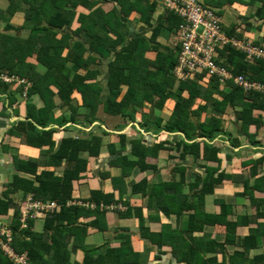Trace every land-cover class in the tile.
<instances>
[{"label":"crops","instance_id":"crops-1","mask_svg":"<svg viewBox=\"0 0 264 264\" xmlns=\"http://www.w3.org/2000/svg\"><path fill=\"white\" fill-rule=\"evenodd\" d=\"M36 1L37 4L41 2L21 0V5L15 9L11 0H0L1 41L10 42V46L14 43L28 45L31 30L38 26L34 17L29 18L31 4ZM89 1L101 7L107 16L120 14L116 0ZM200 1L217 12L222 20V31L227 37L264 47V0ZM111 5L112 10L109 9ZM87 11L81 7L77 8L75 21L80 14L87 15ZM158 14L155 12L151 17L155 18ZM128 20L127 25L134 34L141 35L144 39L151 37L150 31L139 22V16L135 12H132ZM72 29H80V23L74 22ZM164 36L157 38L159 52L163 54ZM74 37L72 42L76 43V49L80 48V43L86 44L82 37ZM175 41L177 42L176 37H172L170 40L168 38L167 43ZM223 50L225 49L217 52V63L221 65L228 61V56ZM102 52L106 59L110 57V53L104 50ZM89 56L86 54L83 57L89 59ZM143 57L145 61L154 64L157 53L150 50ZM177 57L178 55L175 56L176 62ZM243 59L245 62V54ZM35 60L36 57L29 59L28 63H35ZM98 63L99 61L89 63L85 73L90 72L91 81L101 84L107 80L108 73L106 66L99 68ZM168 63L169 60H166L165 65ZM41 65H38V69ZM45 67L44 70H39L43 74L48 70ZM152 68L150 66V69ZM154 77L156 76L153 75L152 78L158 82L161 80V76ZM208 77L213 79L208 83L198 79L197 84L206 90H201L199 94L211 92L214 93L211 99L222 101L220 92L224 90L225 93H230L232 87L226 86L232 81L221 84L218 79ZM214 80L220 84L217 87L218 92L215 91ZM180 84L174 77L171 91L176 95L188 97L189 91H181ZM0 97L7 101L6 95L0 94ZM79 97L78 93L74 95L72 105L76 110L71 112L68 106L61 107L60 98L55 96L54 108L50 112V125L46 130H59L54 135L57 146L63 138L69 136L90 139L95 135L102 138V149L98 157H90L87 152L81 153L80 157L88 161L87 171L73 182V196L70 201L90 211L104 213L100 228L95 226L88 230L85 239V248L88 251L96 250L100 254L108 249L119 248L116 255L111 256L113 259L117 255L120 256L125 247L129 262L133 264H264V165L259 168L251 164L264 158V112H256V119L261 116L260 128L252 124L243 130L241 122L235 117L236 110L240 111L242 105L238 104L235 109L227 106L225 116L222 117L224 133H218L212 141L206 137L190 140L185 134H169L159 128L171 115L173 99L164 101L162 107H154L151 104L143 105L145 107H130V117L110 115L105 111L104 105H100L96 114L98 121L89 127L83 122L84 113L89 112L91 108H81ZM202 99V104H206L205 98ZM210 104L211 102L208 103ZM18 111L21 116H17ZM76 112V122L63 125L64 117ZM216 112L212 106L199 114L195 120L196 126L201 122L208 123L210 116ZM9 113L12 115L11 119L8 116H0V200L10 202L8 212L0 213V225L6 226L12 224L16 213L21 216L30 198L35 197L31 193L23 194L9 188L16 176L33 180L31 175L19 172L17 164L22 162L23 165L31 167L30 162L36 163L38 167L33 171H36L38 176L45 170L53 171L55 165L49 164V158L56 150L52 152L48 147L40 149L29 146L26 136L19 137L9 133L13 123L27 120V104L24 100L9 109ZM2 114L8 115L6 112ZM216 115L221 116L219 112ZM17 117L20 119L17 120ZM22 118L25 120H21ZM38 128L42 129L40 126ZM82 130L87 134L81 132ZM121 134L129 139L140 140L149 147L160 142L170 143L168 148L164 145L155 158L147 159V164L155 165V170L141 172L135 168L127 169V165L121 168L120 160L111 165L113 148L120 150L115 157L129 153L127 145L125 151L120 149L118 136ZM175 136H180L189 144L204 140L215 148H221V162L218 164L215 159L210 158L202 160L201 157H194L189 153H185L181 158L183 147L179 151L174 146L180 141ZM201 151V154H205L204 146ZM211 157H215V154H211ZM62 169L63 167L57 169L58 175L62 173ZM210 176L214 179L221 178V181L210 183ZM94 192L112 196L111 203L102 202L98 206L93 200ZM34 201L47 203L50 200ZM45 217L47 215H38L33 221L34 232H44ZM96 217L91 214L82 222H94ZM86 252L74 247L72 262H83ZM94 252L91 256L97 255Z\"/></svg>","mask_w":264,"mask_h":264},{"label":"trees","instance_id":"trees-1","mask_svg":"<svg viewBox=\"0 0 264 264\" xmlns=\"http://www.w3.org/2000/svg\"><path fill=\"white\" fill-rule=\"evenodd\" d=\"M11 1L15 4L13 6L15 9L21 5V0ZM100 1L105 2V0ZM116 1L120 8V14L113 15V17L104 14L101 7L96 6L97 4L93 5L89 0H41L39 4L36 1L31 4L29 18L34 17L38 26L31 30L32 35L28 45L14 43L10 46L9 40V43L0 40V75L16 76L20 80L26 81V83L19 84L18 82L7 83L0 79V94L6 95L7 99L6 101L3 100L4 97H0L2 109L9 111L16 104L21 103L20 97H26L27 120L13 123L9 133L19 137L26 136L29 146L40 149L48 147L52 152L56 149L49 158V164L55 165L53 171L45 170L38 176L37 172L33 171L38 167L36 163L30 162L31 167H29L21 162L17 164L18 171L31 175L33 180L16 176L9 187L12 188V191L35 195L34 199L32 198L33 201L49 199L59 204L56 213L53 215L44 214L47 217H45L43 233L32 230L33 221L37 218L29 220V226L22 228L21 216L18 213L15 214L12 224L7 227L12 232V242L10 243L12 249L19 255L26 254L30 264H133L129 262L125 247L122 254L113 257V259L111 256H115L119 248L108 249L100 254L96 250L88 251L85 248V239L89 228L95 226L100 228V221L104 217V213L90 211L85 207L74 205V201H70L73 196V182L87 171L88 161L80 157L81 153L87 152L90 157H98L102 149V138L95 135L90 139L69 136L63 138L57 146L54 135L59 130L56 128L46 130L50 125V112L54 108L55 96L60 98L61 107L68 106L73 112L76 109L72 102L74 95L78 93L81 108L85 106L91 108L89 112L84 113L85 120L83 122L89 127L98 121L96 115L98 105H104L105 111L110 115L130 117L132 115L128 112L130 107H145L143 105L148 104L162 107L167 99H173L174 106L169 119L163 121L164 123L159 128L169 134H185L186 138L190 140L206 137L212 141L218 133L225 132L222 127L224 120L222 117L225 116L226 107L230 106L235 109L238 104L242 106L240 111L236 110L235 117L241 122L243 130L252 124H256L257 128L261 126V116L258 117L259 120L256 119V112H264V94L247 93L241 87L235 86L233 82H229L226 87H232V91L230 93H225L224 90L220 92L222 101L211 99L214 93L199 94L201 90L204 92L206 90L197 84L198 79L199 81L205 80L206 83L213 80L208 77L210 75L207 72L196 74L186 80L187 82L179 81L181 82L180 90L187 89L189 91L188 97L174 94L170 88L173 86L175 77L173 69L177 65L175 56L179 55L180 51L178 30L181 20L172 13L161 10L156 2ZM79 7L88 10V13L78 16L77 21L80 23V29L74 31L72 26L76 20V10ZM132 12L139 16V22H142L150 31L149 39H144L143 36L130 31L127 22ZM155 12L159 14L152 18L151 14ZM77 35L82 37L86 43H80L79 49H76V43L72 42L75 39L74 36ZM163 36L162 49L165 54L159 52L157 45V38ZM172 37H176L177 42L168 44V38L170 40ZM226 48L229 47L223 48L225 49L223 51L224 54H227L228 61L223 64L224 66L219 63L222 67L227 68L234 75L242 74L251 81L264 83V62L246 60L245 63L244 54L241 51ZM102 50L110 53L108 59L104 57ZM150 50L157 53V60L153 62L154 64L145 61L143 57ZM86 54L90 55L89 59H84L83 56ZM35 57V63L29 64L28 60ZM166 60H169L167 65H165ZM97 61H99L98 67L106 66L108 73L107 80L101 84L91 81L90 72L85 73L89 63ZM42 63L48 68L44 74L38 69V65ZM253 63L258 64L252 65ZM150 66L153 68L150 69ZM153 75L156 76L154 78L161 76V80L156 81L152 78ZM214 81L215 91L218 92L217 87L220 84L218 81ZM195 82L196 85H194ZM29 84L31 86L28 88ZM202 98H205L206 104H202ZM209 101L210 105H208ZM212 106L213 110L215 109L221 116L216 115V112L210 116L211 119L208 123L201 122L197 127L196 117ZM7 113L8 115L0 114V116L4 118L8 116L11 119V113ZM76 115L77 112L69 117L65 116L63 125L74 124ZM17 116H21L19 111ZM157 124H159L158 121ZM38 126L42 129H39ZM81 132L87 134L83 130ZM118 137L120 149L125 151L127 145L129 153L115 157L117 153H120V150L111 146L113 148L111 155L114 156L111 165L115 164L116 160H120L121 168H125L122 166L127 165V169L135 168L141 172L155 170V165L147 164V159L155 158L156 153L165 146L168 148L170 143L168 141L160 142L149 147L140 140L127 138L124 134ZM175 137L180 139L174 145L177 150L181 151L180 149L183 147L181 158L185 153H189L194 157H201L202 160L210 158L215 159L214 161L218 164L221 162L219 158L221 148H215L204 140L189 144L183 141L180 136ZM203 146L205 154H201ZM211 154H215V157L212 158ZM251 164L253 167L260 168L264 165V158ZM60 167H63V171L58 175L57 169ZM209 178L210 183L221 181V178L214 179L212 176ZM94 196L93 200L98 203V206L102 202L111 203L113 198L96 192H94ZM9 203L7 200H0V213L8 212ZM91 214L97 216V220L83 223L84 218ZM74 247L77 250L87 251L83 262H72ZM92 252L97 255L91 256ZM0 264H16L1 247Z\"/></svg>","mask_w":264,"mask_h":264},{"label":"built area","instance_id":"built-area-1","mask_svg":"<svg viewBox=\"0 0 264 264\" xmlns=\"http://www.w3.org/2000/svg\"><path fill=\"white\" fill-rule=\"evenodd\" d=\"M156 2L160 7L181 20L178 30L180 51L173 74L178 81H186L196 74L207 72L221 84L232 81L245 92L264 94V84L251 81L242 75H234L227 68L217 63L218 49L230 47L241 51L249 62L264 60V47L254 46L227 37L222 31V20L213 9L205 6L200 0H142ZM7 83H26L16 76L0 75ZM31 85L29 84L28 88ZM26 89V91L28 90ZM28 206L21 213L22 228L29 226V220L39 214L53 215L58 209L56 201L36 202L30 198ZM12 232L0 227V247L16 264H30L26 254L19 255L12 249Z\"/></svg>","mask_w":264,"mask_h":264},{"label":"rangeland","instance_id":"rangeland-1","mask_svg":"<svg viewBox=\"0 0 264 264\" xmlns=\"http://www.w3.org/2000/svg\"><path fill=\"white\" fill-rule=\"evenodd\" d=\"M110 10H112L113 9V6L111 5L110 6V8H109ZM113 15H117V13L116 14H113ZM113 15H111V17H113ZM77 21H75V23H76ZM75 27H77V24H75ZM45 66H43V65H41L40 67H39V70H44L43 68H44ZM46 68V67H45ZM47 69V68H46ZM45 69V70H46ZM23 100L26 102V97L25 96H23V97H20V101L23 103ZM58 99H56V101H57ZM18 107V106H17ZM3 107H2V105L0 104V114H2V112H9V111H6V110H4V109H2ZM100 108V105H98L97 106V109H99ZM2 110V111H1ZM55 110H57V112H58V108H56Z\"/></svg>","mask_w":264,"mask_h":264},{"label":"bare ground","instance_id":"bare-ground-1","mask_svg":"<svg viewBox=\"0 0 264 264\" xmlns=\"http://www.w3.org/2000/svg\"><path fill=\"white\" fill-rule=\"evenodd\" d=\"M159 7H160V5H158ZM161 8V7H160ZM161 10H163L162 8H161ZM163 11H165V10H163ZM230 48V47H229ZM58 210V209H57ZM57 210L55 211V213L57 212ZM0 227H5V228H7L8 226H6V225H0Z\"/></svg>","mask_w":264,"mask_h":264},{"label":"water","instance_id":"water-1","mask_svg":"<svg viewBox=\"0 0 264 264\" xmlns=\"http://www.w3.org/2000/svg\"><path fill=\"white\" fill-rule=\"evenodd\" d=\"M18 119H20V118L17 117V120H18ZM21 120H25V119L22 118Z\"/></svg>","mask_w":264,"mask_h":264}]
</instances>
